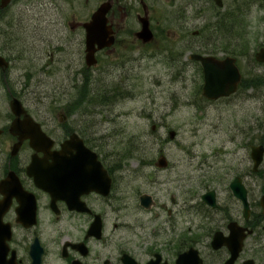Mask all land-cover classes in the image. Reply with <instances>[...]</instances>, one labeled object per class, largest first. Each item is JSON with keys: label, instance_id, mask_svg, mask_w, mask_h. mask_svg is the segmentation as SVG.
<instances>
[{"label": "flooded vegetation", "instance_id": "obj_1", "mask_svg": "<svg viewBox=\"0 0 264 264\" xmlns=\"http://www.w3.org/2000/svg\"><path fill=\"white\" fill-rule=\"evenodd\" d=\"M48 1L54 7L51 12L45 9ZM57 1L9 0L0 6V57L6 62L0 66V264H178L180 255L182 264H264V209L259 203L264 188L254 197L246 187V217L229 185L225 203L219 201L214 189L215 207L200 198L212 189L206 188L193 203L188 197L182 202L172 197L170 204L158 203L166 214L162 221L166 227H154L150 238L126 234L127 229L145 228L147 220L127 223L123 156L99 152L97 159L105 176L102 171H93L86 155L77 154L75 147L62 148V144L76 134L73 142L80 139L97 150L92 143L103 138L94 135L86 106L76 104L88 100L89 85L107 69L112 73L115 67L135 65L142 56L161 51L159 44L167 50L174 27L159 25L157 6L161 2L168 6L170 0H85L91 3L88 10H65L55 4ZM60 2L70 5L69 0ZM101 4L105 10L93 20ZM144 22L150 31L146 38L141 36ZM87 28L102 31L100 38L109 43L96 52L94 66L84 64ZM46 49L60 76L58 99L62 100L69 89L75 90L70 105H30L29 88L13 89V83L27 75L22 70L14 76L13 65L39 63ZM186 60L177 59L181 65ZM108 92L120 95L121 89ZM13 98L51 138L52 146L46 151L35 152L30 140L23 139L17 152L11 154L18 141L11 129L16 118L10 105ZM152 200L150 207L144 208L138 195L136 208L142 214L151 212L156 206ZM161 212L154 211V217ZM231 221L245 233L232 259L226 244L218 248L212 244L218 235H228Z\"/></svg>", "mask_w": 264, "mask_h": 264}, {"label": "rangeland", "instance_id": "obj_2", "mask_svg": "<svg viewBox=\"0 0 264 264\" xmlns=\"http://www.w3.org/2000/svg\"><path fill=\"white\" fill-rule=\"evenodd\" d=\"M69 2L58 0L55 4L65 10L91 7L85 0ZM174 5L175 0H170L168 6L163 2L157 6L159 25L174 27L167 50L159 44L161 51L142 56L135 65L115 67L112 73L107 69L108 73L99 74L89 85L88 100L83 102L92 112L86 114L88 123L104 139V152L121 154L125 159L127 223L147 220L145 228L127 229V235L150 238L154 227L165 226L166 214L158 203L170 204L172 197L179 202L188 197L193 203L208 187L216 189L219 201L225 203L226 186L235 175L243 174L254 197L262 188L261 175L250 174L249 145L262 139L264 129V64L253 58L254 51L264 44V0H223L222 7L210 0H179ZM45 9L51 12L54 7L48 1ZM233 13L232 29L227 24L221 33L215 24L217 17ZM243 42L245 49L239 47ZM229 43L234 47L238 44V66L252 86L242 83L236 93L207 103L200 92L201 68L189 54H221L224 46L233 48ZM48 52L46 49L39 63L13 65L14 76L27 72L23 80L13 83V89L29 88L30 105H68L75 90L69 89L62 100L58 99L60 76ZM53 53L56 57V51ZM75 53L80 50L75 49ZM181 58H188L186 64H179L177 59ZM116 87L121 89L120 95L108 92ZM170 129L176 131L173 140L167 138ZM160 151L168 160L165 169L154 165ZM141 193L150 194L156 202L146 214L136 208ZM154 211L161 215L154 217Z\"/></svg>", "mask_w": 264, "mask_h": 264}, {"label": "water", "instance_id": "obj_3", "mask_svg": "<svg viewBox=\"0 0 264 264\" xmlns=\"http://www.w3.org/2000/svg\"><path fill=\"white\" fill-rule=\"evenodd\" d=\"M8 0H2V5H4ZM216 5L221 6L222 0H213ZM104 7L100 6L97 9V12L95 16H99L100 12L104 11ZM147 25V24H146ZM145 25V26H146ZM89 32H87V40H86V54L85 59L86 63L88 65L94 64L96 59L94 57V53L96 48L94 47V44H98V47L107 45L108 42L104 39L100 38L101 31L98 32L96 28L94 29H88ZM97 31V32H96ZM98 33V34H97ZM150 35V32L148 29H145L141 31V36H147ZM192 59L199 60L202 69H203V76H204V83L202 86V94L206 96L209 99H216L220 96H228L229 94L233 93L236 88L237 84L240 81V72L235 64V59L233 57L226 56L222 59H218L212 55H201L198 53H193L190 55ZM255 58L258 61H264V46L261 47L255 54ZM4 61L0 58V65H3ZM11 107L15 114L19 115L21 112H23L21 108V103L19 100L14 98L11 101ZM12 127L17 132L26 130V135L19 136V142L22 138L25 136L30 139H36L41 138L42 134L38 131V125L31 119V117L27 114H25L24 118L22 120H14ZM154 126H152V129ZM24 136V137H23ZM169 138H173L175 136V132L173 130L168 131ZM51 142V141H50ZM51 143L48 144V146ZM80 144V143H79ZM79 146V145H78ZM18 148V144H15L13 147V152H16ZM47 148V147H46ZM77 151L80 154L87 155L88 161L94 165V167L100 168V164L96 159V156L94 152L89 151L87 148L83 146V149L80 147L77 148ZM263 152L264 147L262 144L259 145H251L250 147V157L253 161L252 164V171L257 172L259 169V166L263 159ZM96 165V166H95ZM155 165L163 168L167 166V160L163 154L159 155ZM264 178V177H263ZM230 188L232 190V193L235 197H237L244 205V215L246 217V213L248 210V202L246 198L247 190L245 188V185L242 182V179L240 176H236L230 183ZM140 203L144 207H149L151 201V197L147 194H143L140 196ZM202 199L207 202L211 206H216L215 203V192L214 190L207 191L202 195ZM260 204L262 208L264 209V195L260 198ZM230 232L229 235L223 239L220 238V236H217L213 243L216 246H219L222 244V242L226 243L229 247V249L232 251L233 256L231 259L237 254V252L240 250V245L242 242V239L244 237L243 228L237 226L235 222H231L228 225ZM218 240V241H217ZM217 241V242H216ZM216 242V243H215ZM183 256L180 255L177 263L182 264ZM230 259V260H231Z\"/></svg>", "mask_w": 264, "mask_h": 264}, {"label": "trees", "instance_id": "obj_4", "mask_svg": "<svg viewBox=\"0 0 264 264\" xmlns=\"http://www.w3.org/2000/svg\"><path fill=\"white\" fill-rule=\"evenodd\" d=\"M234 13L230 14L229 16H222V17H217V21H215V24L220 27V26H224V27H228L227 24H229L228 28H231L230 26H232L233 24V20H234ZM239 47H242L243 49L246 48V44L245 42H243L242 44H239ZM239 50V48H238ZM261 142H263V140H260Z\"/></svg>", "mask_w": 264, "mask_h": 264}]
</instances>
